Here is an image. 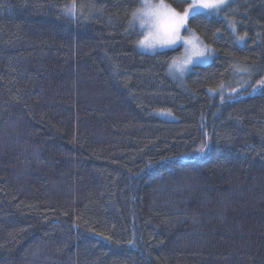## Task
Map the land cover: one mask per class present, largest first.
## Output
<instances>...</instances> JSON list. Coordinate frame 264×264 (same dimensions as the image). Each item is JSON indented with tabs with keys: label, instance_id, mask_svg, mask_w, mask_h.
Returning a JSON list of instances; mask_svg holds the SVG:
<instances>
[{
	"label": "trees",
	"instance_id": "obj_1",
	"mask_svg": "<svg viewBox=\"0 0 264 264\" xmlns=\"http://www.w3.org/2000/svg\"><path fill=\"white\" fill-rule=\"evenodd\" d=\"M135 3L0 0V264H264V0L193 15L182 80Z\"/></svg>",
	"mask_w": 264,
	"mask_h": 264
},
{
	"label": "clouds",
	"instance_id": "obj_2",
	"mask_svg": "<svg viewBox=\"0 0 264 264\" xmlns=\"http://www.w3.org/2000/svg\"><path fill=\"white\" fill-rule=\"evenodd\" d=\"M186 8H178L175 0H136L127 18L126 27L135 33L133 44L141 53L180 49L168 59L165 69L174 80L184 79L203 58V35L190 23Z\"/></svg>",
	"mask_w": 264,
	"mask_h": 264
},
{
	"label": "snow or ice",
	"instance_id": "obj_3",
	"mask_svg": "<svg viewBox=\"0 0 264 264\" xmlns=\"http://www.w3.org/2000/svg\"><path fill=\"white\" fill-rule=\"evenodd\" d=\"M228 7H229V0H193L192 3L188 4V7L185 9V12L191 14L193 10L199 11L200 9H206V10H214L217 14H219L222 11H226ZM227 26L231 27L232 32L234 34L235 41L237 43H246L245 37L247 33H245V36L235 35L236 23L234 21H227ZM218 33H219V29H217V33L214 34L217 36V38H218V35H217ZM214 52H215V49L213 47L204 43L203 52H202L203 58L198 60L196 64L206 63L209 59L213 57ZM258 87H264V81H261ZM253 91H256V88H253ZM221 99L223 101V93H221ZM213 146H214V142L211 140V138L207 137V134H205V139L200 143L194 156L188 153H184V154H181V157L188 158V159L206 158L208 154L212 152ZM175 160H176V157H162L160 161H157V164L162 165L166 162L175 161ZM151 166L152 165H149L148 167H151ZM128 246L133 249L136 248V244L134 240L129 241Z\"/></svg>",
	"mask_w": 264,
	"mask_h": 264
},
{
	"label": "rangeland",
	"instance_id": "obj_4",
	"mask_svg": "<svg viewBox=\"0 0 264 264\" xmlns=\"http://www.w3.org/2000/svg\"><path fill=\"white\" fill-rule=\"evenodd\" d=\"M233 0H229V3L232 2ZM193 2V0H191V3ZM214 10H206V9H200L199 11H195L193 10V12L190 14V18L193 16V15H196L198 13H209V12H213ZM214 57V55H213ZM213 57L211 59H209L206 63H203V64H195L192 69L195 67V66H198V65H205V64H208L212 61ZM191 69V70H192ZM186 77V76H185ZM184 77V78H185ZM171 117V116H170Z\"/></svg>",
	"mask_w": 264,
	"mask_h": 264
}]
</instances>
